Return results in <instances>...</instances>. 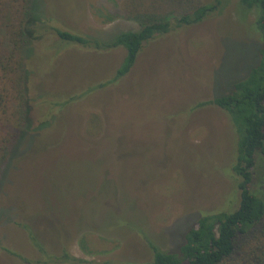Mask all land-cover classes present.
I'll list each match as a JSON object with an SVG mask.
<instances>
[{
    "label": "rangeland",
    "instance_id": "1",
    "mask_svg": "<svg viewBox=\"0 0 264 264\" xmlns=\"http://www.w3.org/2000/svg\"><path fill=\"white\" fill-rule=\"evenodd\" d=\"M137 1L127 7L146 4ZM122 3L36 0L50 25L100 37L137 27ZM219 7L144 42L119 81L84 94L111 76L122 47L55 52L52 33L31 42L29 114L34 127L47 125L15 141L3 174L0 264H41L29 231L49 254L65 251L78 264L146 261L147 241L173 250L200 213L229 204L232 125L217 106H193L226 92L256 62L260 42L239 0ZM90 112L104 124L98 136L86 133Z\"/></svg>",
    "mask_w": 264,
    "mask_h": 264
},
{
    "label": "trees",
    "instance_id": "2",
    "mask_svg": "<svg viewBox=\"0 0 264 264\" xmlns=\"http://www.w3.org/2000/svg\"><path fill=\"white\" fill-rule=\"evenodd\" d=\"M128 1L123 0L122 15L132 17L137 27L100 37L50 25V19L38 10L36 0H0V185L15 141L24 140L30 130L47 125L42 122L34 127L29 114L30 71L26 60L33 40L52 33L60 42L56 43L55 52L61 44L94 51L123 48L124 55L111 76L96 81L83 90L84 94L119 81L133 66L144 42L202 21L210 13L219 11L225 0L208 3L202 0H145L144 6L140 4L141 8L134 10L127 7ZM239 2L245 12L254 16L251 28L260 42L257 60L230 83L226 92L193 106V109L217 106L232 125L235 141L230 170L234 198L221 209L200 213L194 223L183 230L173 250H163L147 241L151 251L149 260L100 264H264V0ZM65 102L67 100L60 105ZM103 127L101 116L90 112L86 133L98 136ZM28 236L43 256L37 261L41 264L85 262L65 251L49 254L32 232L29 231Z\"/></svg>",
    "mask_w": 264,
    "mask_h": 264
}]
</instances>
